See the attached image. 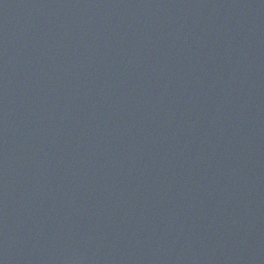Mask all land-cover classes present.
I'll return each instance as SVG.
<instances>
[{
    "label": "water",
    "instance_id": "obj_1",
    "mask_svg": "<svg viewBox=\"0 0 264 264\" xmlns=\"http://www.w3.org/2000/svg\"><path fill=\"white\" fill-rule=\"evenodd\" d=\"M0 264H264V0H0Z\"/></svg>",
    "mask_w": 264,
    "mask_h": 264
}]
</instances>
